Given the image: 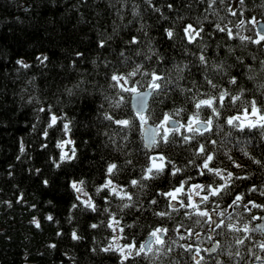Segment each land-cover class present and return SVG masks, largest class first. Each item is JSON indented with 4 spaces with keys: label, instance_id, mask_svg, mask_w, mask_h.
<instances>
[{
    "label": "trees",
    "instance_id": "trees-1",
    "mask_svg": "<svg viewBox=\"0 0 264 264\" xmlns=\"http://www.w3.org/2000/svg\"><path fill=\"white\" fill-rule=\"evenodd\" d=\"M252 17L264 22V0H245L244 4L239 0H216L211 8L206 0H152L151 5L147 0H0V264H119L118 252L100 250L113 236V230L107 227L111 216L124 228L122 245L134 243L138 248L155 228L167 229L162 236L164 245H156L153 240L152 252L133 255L124 264H195L194 252H186L180 245L199 247L204 258L201 264H264L249 253L251 248L252 253L264 256L256 247L258 241H263L259 231L250 232L244 244L237 245L236 240L243 239L245 233L223 226L209 227L194 210L175 203L169 207L168 200L157 195L178 187L188 177L193 179L188 180L181 199L187 198L191 184L223 183L212 175L200 176L195 165L189 163H202L196 150L199 144H205L214 155V166L247 179L236 180L230 189L201 208L212 220L215 218L211 213L218 212L216 221L240 227L248 223L254 228L258 219L252 216L260 217L264 211L251 205L250 212L243 205H228L236 194L244 196L243 203L264 205V167L249 159L251 156L264 161L261 132L228 128L223 120L235 110L221 109L224 115L214 122L212 132L197 135L191 144L183 141L184 135H192L184 129L180 134L171 133L167 144L159 131L156 146L147 149L141 122L129 104L130 94L113 88L110 79L114 72L126 74L137 64L143 65L141 74L135 77L144 85L139 90L146 89L150 79L142 75L144 71H156L165 77L160 82L165 91L151 94L145 111L148 122L155 125L165 113L174 114L177 109L183 111L172 118L185 123L195 111L194 96L218 95L225 87L236 94L246 89L242 99L250 100L254 95L264 99V88L260 87L264 85V41L256 45L239 39L258 38L256 25L249 23ZM241 20L244 24L237 28ZM188 24L204 29L202 39L187 42L183 27ZM217 25L231 29L234 38L229 39L227 31H218ZM166 29L174 32L173 39L167 37ZM133 38L137 43H131ZM101 41L105 42L103 48L99 47ZM201 54L207 57V65L200 63ZM44 56L48 59L41 63L37 57ZM232 75L237 77L238 86L227 84ZM205 77L213 79L219 89H212ZM121 96L124 100L117 107ZM105 113L130 120V126L122 128L106 120ZM52 114L63 119L48 128ZM208 115L205 109L201 119ZM65 122L70 124L67 136L75 141L77 158L56 167L60 156L56 144L67 137ZM157 154L182 171L174 177L168 173L141 180L150 164L148 156ZM228 156L242 167H233ZM109 163L118 166L111 177L113 183L131 200H122L107 190L97 194L96 188L108 178ZM132 179L140 183L132 186ZM80 180L85 181L88 199L96 204L95 212L77 200L70 186ZM252 187L259 190L250 192ZM21 196L23 199L17 202ZM125 203L130 207L124 208ZM73 204L77 205L75 209ZM156 212L167 215L159 217ZM48 216L53 219L49 221ZM34 218L39 227L33 223ZM93 223L98 225L96 229L91 227ZM73 231L81 239L73 240ZM189 231L199 235L189 237ZM210 243L215 244L214 252L206 251ZM53 244L55 248L50 247ZM237 249L240 256L235 255Z\"/></svg>",
    "mask_w": 264,
    "mask_h": 264
},
{
    "label": "snow or ice",
    "instance_id": "snow-or-ice-1",
    "mask_svg": "<svg viewBox=\"0 0 264 264\" xmlns=\"http://www.w3.org/2000/svg\"><path fill=\"white\" fill-rule=\"evenodd\" d=\"M149 5L152 4V0H147ZM208 7L211 8L213 4L216 3V0H206ZM245 0H239L240 4H244ZM169 9L173 7L171 3L167 5ZM156 11H159V9H156ZM235 15V13H232ZM249 23L257 25L259 21L256 20L255 17H252L251 20H249ZM244 24V21L241 20L240 24L237 25V28H239L241 25ZM217 29L220 32L227 31V36L229 39H233V32L231 29H227V27H220V25H217ZM166 35L169 39L174 38V32L172 30L166 29ZM204 31L203 28L196 29L193 27V25L188 24L183 27V34L184 37L187 39V42L189 44L193 43L197 40L198 37H201V33ZM257 39H253L252 37H245V36H239V39L241 42H244L246 40L250 41L253 44L260 45L262 41H264V34H261L260 32L256 33ZM202 39V37H201ZM131 43L135 44L137 43L136 39L133 38ZM99 47L103 48L105 47V42L101 41L99 44ZM201 53H203V49H201ZM82 55L81 53L77 54ZM123 55V53H121ZM38 60H40L41 63H44L47 61L48 57H37ZM200 63L202 65H207V57L204 54H201L199 56ZM18 64H20L22 67L27 68L29 65L25 64L23 61H17ZM261 64L264 65V60H261ZM143 68V65L137 64L135 68H133L132 71L126 73V74H120L118 72H114L110 79L112 82L113 88H118L120 92L122 93H128L131 94L133 100L136 102V116L141 122V127H144L148 123V116L145 114V101L147 99V95L150 94H158L165 91L164 85L160 83L161 81L165 80V77L159 75L156 71H153L151 73L144 71L142 73L143 76H149L150 79L147 83V88H150L152 90V93H146L142 92L139 89L144 87L143 84H141L140 81L135 80V77L138 74H141V69ZM251 79V77H249ZM206 83L214 90L219 89V85L211 78L205 77ZM238 79L235 75H232L227 80V84L238 86ZM261 88H264V85H260ZM188 91H191V89H188ZM246 89L241 88L239 90V94L233 93L231 88L225 87L224 90L218 91V95H208L207 93H200L199 98L193 97V107L195 111L191 116L187 118V121L185 123H180L179 120L173 119V115L179 116L180 113L183 111V109H177L174 114L165 113L163 116V119L160 121L158 125V129L162 130L161 140L167 144L169 142V135L171 133L180 134L181 129H184L185 132L192 133V135H184L183 141L185 143L191 144L193 140H195V137L197 135L203 136L206 132L210 133L213 130L214 122L219 121L221 117H223L224 113L221 111V109H224L225 111L229 109H234V114L228 115L226 119L223 120V123L228 126V128L241 131L243 132L245 129L251 131V130H259L261 132V135L264 136V99H261L258 96H253V98L249 99H242V97L245 96ZM69 94H71V90H69ZM264 96V93L261 94ZM124 97L121 96L120 100L117 102V107L119 106V103L123 102ZM207 109L210 112V115L206 116L205 118L201 119L203 111ZM45 109L41 108L40 111H44ZM104 118L122 128H127L130 126V120L128 119H116L113 115L105 113ZM62 117L57 116L56 114H52L50 116V122L48 124V128H52L53 126H56L58 121L62 120ZM216 127H219V125H215ZM158 129H148L147 131L151 133L149 136V143L146 145L155 147L156 146V140L155 136L157 134H160L158 132ZM63 131L65 135L67 136L68 133L71 131L70 124L65 122L63 123ZM44 137H48L47 130L43 133ZM213 145H215L216 141L212 140L210 141ZM71 145L70 148L67 150L66 147ZM43 147H47V145H43ZM56 147L60 149V156H59V162H56V167H60L62 163L64 162H71L72 160L77 158V148L75 146V141L71 139H64L61 141H58L56 144ZM21 152L24 151L23 145H21ZM245 155H248V153H245ZM196 156L199 157L202 160V163L196 164L194 160H190L189 163L195 165L197 168V171L199 172L200 176H208L212 175L214 177L219 178L220 181H223V183H212L209 182L207 184H201V183H194L188 186V192L196 195L199 198V203H195L192 199V195H188L186 199H181L185 192V186L188 185V180L193 179V177H188V180H181L179 182L178 187H174L173 189L165 192H159L157 195H160L168 200L169 207H174L175 204H179L181 208L185 209H192L194 210V214L200 217L201 219H205V221L209 224V227L215 226V228L220 227H226L229 231L234 232H243L245 233L243 239L238 238L236 240L237 245H243L245 240L249 238L248 234L250 232H264V226H258L257 228H251L248 223H244L242 227L237 226L235 223H228L224 224L223 221H216L212 220L209 217V212L202 209L200 205H207L210 202H213L211 198H217L222 193L226 192V190L230 189L236 180H244L247 179L246 176H239L235 175L231 171H228L227 169H221L216 166H214V155L211 153V151L207 148L205 144H199L198 148L196 150ZM228 159L232 162L233 167L240 168L242 165L237 163L231 156H228ZM249 159H252V162L264 167V161L254 159L253 157H249ZM148 160L150 161L149 166L145 167L144 169V175L141 176V180H150L155 179L157 176L160 175H166L170 173L173 177L176 176L178 173L182 171L179 167H177L174 163H172L171 160L167 159L162 154H157L155 156H148ZM130 164L131 161H128ZM118 170V166L116 163H109L106 169V177L104 183L99 185L96 188L97 194H100L101 192H104L105 190L108 191L110 195H115L119 197L120 199H127L131 200L132 197L129 196L122 188L118 190V186L113 183V180L111 177L115 174V172ZM39 171V170H37ZM226 173V175H225ZM45 184H47V181H44ZM85 181L80 180L79 182L73 181L71 183L72 189H74L79 194H85L84 193V185ZM132 186H137L140 182L137 179H132L130 181ZM259 189L256 187H252L249 189L250 192H256ZM203 192L204 195H200V193ZM121 193H124L121 195ZM262 195H264V192H261ZM77 200H80V195H77ZM23 197L21 196L17 202H20ZM105 202L107 203V197L104 198ZM244 196L242 194H236L234 199H232L231 203L228 205V207H241L243 205L245 211L250 212L249 205H251L252 208H258L262 211H264V205L257 204L254 201H248L247 203H243ZM10 203V202H9ZM81 203L84 204L86 208L91 209L92 211H96V204L93 202L91 198H89L86 201H81ZM152 204H157L156 200L151 201ZM77 207L76 204L72 205V208L75 209ZM124 208H129L130 205L125 203L123 205ZM216 207L219 208V204H216ZM105 212H107V209H104ZM159 217H164L167 215L166 212H156L155 213ZM221 216L224 215L223 212L220 213ZM47 219L51 221L53 219L52 216H48ZM228 219L231 221L233 218L231 215H229ZM253 220L257 219H264V217H256L252 216ZM33 223L39 227L38 221L33 219ZM199 223V221H197ZM115 225V227H114ZM120 225V220L116 219V217L111 216L110 221L107 224V227L113 230V233L116 232L117 227ZM93 229H96L98 227L97 224L93 223L91 225ZM131 227V226H129ZM119 232L123 233L124 228L119 227ZM167 233V229L165 228H155L150 232V237L153 238L156 245H164L165 241L163 240L162 236ZM57 235H60V233H57ZM193 235H199V233H193L192 231H189V237H192ZM73 240H79L81 237L73 231L72 234ZM117 239H123V237H117L113 236L112 243H109L107 247H103L100 250L103 252H118L121 259L119 261V264H124V261L127 260L129 257L135 255L140 256L141 254L147 255L149 252L153 251V244L152 242H148L146 244H141L138 248L134 243L125 244L123 246H118L114 244V241ZM183 239V237H181ZM50 247L55 248L56 245H50ZM180 247H183L186 252H194L193 260L195 261V264H201V261L204 259L202 256H200L201 249L196 248L193 249L191 245L185 246L180 245ZM256 247L260 249L261 252H264V241H258L256 244ZM168 251H171V248L168 249ZM209 251H215V248L210 249ZM249 253H251L254 256V259L256 261H264V256L256 255L255 253H252V249H249ZM236 256H240V251L237 249ZM216 264H220L219 261H216Z\"/></svg>",
    "mask_w": 264,
    "mask_h": 264
},
{
    "label": "water",
    "instance_id": "water-1",
    "mask_svg": "<svg viewBox=\"0 0 264 264\" xmlns=\"http://www.w3.org/2000/svg\"><path fill=\"white\" fill-rule=\"evenodd\" d=\"M256 30L257 32H260L261 34H264V22L259 21V23L256 25ZM142 92H146V93H151L152 90L150 88H146L143 90H140ZM151 95V94H150ZM150 95H147V99L145 101V111L147 110V105H148V100L150 98ZM129 104L131 109L133 110V112L136 114V102L133 100L131 94L129 95ZM148 129H157V126L155 124L152 123H147L144 127H141V136H142V141L146 147V145H148L149 143V136L151 135L150 132H148ZM156 138V136H155ZM147 149H150L151 146L146 147ZM214 213H211V216L213 217ZM260 217H264V214H262ZM215 220V219H213ZM258 226H264V219H258L255 223H254V228H257ZM261 233V238L264 241V232H260ZM153 238L149 236H147L144 240V242L142 244H146L148 242H152ZM215 248V244H212L211 247L207 248V252H212L209 251L210 249Z\"/></svg>",
    "mask_w": 264,
    "mask_h": 264
},
{
    "label": "rangeland",
    "instance_id": "rangeland-1",
    "mask_svg": "<svg viewBox=\"0 0 264 264\" xmlns=\"http://www.w3.org/2000/svg\"><path fill=\"white\" fill-rule=\"evenodd\" d=\"M158 125H159V124H158ZM158 125H157V129H158ZM159 131H162V130H159V129H158V132H159ZM66 139H69V137L67 136ZM70 147H71V145L67 146L65 150H67V149L70 148ZM119 189H120V187H118V190H119ZM76 193H77V192H76ZM84 193H85V191H84ZM77 195H80V200H82V201H86V200H88L87 194L85 195V194H79V193H77ZM189 195H192V199H193V201H194L195 203H199V202L196 201L197 199H199L196 195H194V194H192V193H189ZM200 195H203V193H200ZM209 217H210V215H209ZM218 217H219V213H218V212H215V213H214V218H215V219H218ZM210 218H211V217H210ZM114 227H115V225H114ZM114 235L117 236V237H120V236H121V232H119V227H117L116 232L113 233V236H114ZM113 236H112V238H113ZM112 238H111L110 243L113 242ZM114 244H115V245H118V246H123V245L121 244L120 239L115 240V241H114ZM212 244H213V243H210L207 247H208V248L211 247ZM198 248H199V247H198Z\"/></svg>",
    "mask_w": 264,
    "mask_h": 264
}]
</instances>
